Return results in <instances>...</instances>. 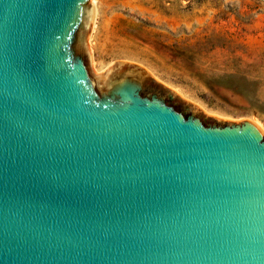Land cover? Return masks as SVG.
I'll return each mask as SVG.
<instances>
[{"label": "water", "instance_id": "obj_1", "mask_svg": "<svg viewBox=\"0 0 264 264\" xmlns=\"http://www.w3.org/2000/svg\"><path fill=\"white\" fill-rule=\"evenodd\" d=\"M97 3L0 0V264H264V136L136 64L96 90Z\"/></svg>", "mask_w": 264, "mask_h": 264}, {"label": "rangeland", "instance_id": "obj_2", "mask_svg": "<svg viewBox=\"0 0 264 264\" xmlns=\"http://www.w3.org/2000/svg\"><path fill=\"white\" fill-rule=\"evenodd\" d=\"M94 11L80 53L96 90L109 67L136 64L157 87L228 123L255 121L264 136V0H98Z\"/></svg>", "mask_w": 264, "mask_h": 264}, {"label": "bare ground", "instance_id": "obj_3", "mask_svg": "<svg viewBox=\"0 0 264 264\" xmlns=\"http://www.w3.org/2000/svg\"><path fill=\"white\" fill-rule=\"evenodd\" d=\"M95 10V9H94ZM94 27H95V11H93V13H92V16H91V18H90V20H89V22H88V31H86L87 32V34H88V36H90V33L93 31V29H94ZM125 65V62H123V64H115L113 67H109L108 68V70H107V74L109 73V72H111V71H114V70H116V69H118V68H120V67H122V66H124ZM107 74H106V76H107ZM105 76V77H106ZM248 121H250L252 124H254L255 126H257L258 128H260V126L258 125V124H256V122L255 121H252V120H248ZM261 129V128H260Z\"/></svg>", "mask_w": 264, "mask_h": 264}]
</instances>
